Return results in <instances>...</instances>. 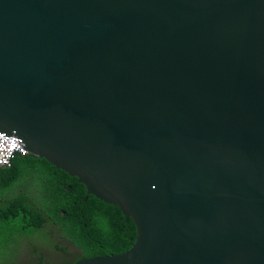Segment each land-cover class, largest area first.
Instances as JSON below:
<instances>
[{"label": "water", "instance_id": "water-1", "mask_svg": "<svg viewBox=\"0 0 264 264\" xmlns=\"http://www.w3.org/2000/svg\"><path fill=\"white\" fill-rule=\"evenodd\" d=\"M0 131L134 220L74 264H264V0H0Z\"/></svg>", "mask_w": 264, "mask_h": 264}, {"label": "trees", "instance_id": "trees-1", "mask_svg": "<svg viewBox=\"0 0 264 264\" xmlns=\"http://www.w3.org/2000/svg\"><path fill=\"white\" fill-rule=\"evenodd\" d=\"M27 173L35 188L23 192ZM26 227L32 231L50 227L51 235L68 238L87 257L124 252L137 237L136 224L120 205L89 194L78 177L31 154L16 156L10 167L0 166V238L3 228L11 232ZM43 254L32 264H56L47 263Z\"/></svg>", "mask_w": 264, "mask_h": 264}, {"label": "rangeland", "instance_id": "rangeland-1", "mask_svg": "<svg viewBox=\"0 0 264 264\" xmlns=\"http://www.w3.org/2000/svg\"><path fill=\"white\" fill-rule=\"evenodd\" d=\"M22 180L23 189L33 191L35 181L30 178L29 173L25 174ZM35 228V227H34ZM0 240V264H32L39 261L42 253L46 262L61 264L60 255L54 251L55 240L50 234V228L30 230L28 227L22 231L3 228Z\"/></svg>", "mask_w": 264, "mask_h": 264}, {"label": "built area", "instance_id": "built-area-1", "mask_svg": "<svg viewBox=\"0 0 264 264\" xmlns=\"http://www.w3.org/2000/svg\"><path fill=\"white\" fill-rule=\"evenodd\" d=\"M0 161L7 160V163H0L1 167H10L12 165V161L18 154H14L15 152L20 153V155H27L29 150L24 148V143L22 139L15 135L6 134L0 131ZM13 143L17 145V147H13Z\"/></svg>", "mask_w": 264, "mask_h": 264}, {"label": "clouds", "instance_id": "clouds-1", "mask_svg": "<svg viewBox=\"0 0 264 264\" xmlns=\"http://www.w3.org/2000/svg\"><path fill=\"white\" fill-rule=\"evenodd\" d=\"M2 139V138H0ZM23 141V140H22ZM24 143V142H23ZM13 147H17V145L15 143H13ZM31 154L30 150H29V153L27 155ZM32 155V154H31ZM17 156H20V155H17ZM21 156H25V155H21ZM16 157V156H15ZM0 163H7V160H3V161H0ZM13 163V161H12ZM12 166V165H11ZM132 218V217H131ZM134 221V220H133ZM135 223V222H134ZM137 227V226H136ZM50 228V227H49ZM51 230V229H50ZM137 235H138V231H137ZM53 236V239L55 240V244L53 246L54 248V251H57L60 255V259H61V262L64 263L68 260H78L80 258H78V256L76 255H71V256H66V248L65 247H62L59 245V238L58 236L60 235H52ZM137 238V237H136ZM136 241V240H135ZM135 243V242H134ZM74 245V244H73ZM75 246V245H74ZM133 246V245H132ZM131 246V247H132ZM76 247V246H75ZM76 248H79V247H76ZM130 249V248H129ZM127 251V250H126ZM125 252V251H124ZM120 253H123V252H120ZM110 254H119V253H107V254H103V255H97V256H104V255H110ZM92 257H96V256H92ZM88 258H91V257H88ZM84 259V258H82ZM81 260V259H80ZM79 261V260H78ZM76 263V262H75ZM74 264V262L72 263Z\"/></svg>", "mask_w": 264, "mask_h": 264}, {"label": "flooded vegetation", "instance_id": "flooded-vegetation-1", "mask_svg": "<svg viewBox=\"0 0 264 264\" xmlns=\"http://www.w3.org/2000/svg\"><path fill=\"white\" fill-rule=\"evenodd\" d=\"M58 238H59V245L66 248V251H65L66 256H71V255H76L78 257L81 256L80 259L92 257V256H88V257L84 256V251L82 249H80V247L76 248L73 245L72 241L69 240L68 238H66L64 236H58ZM101 246H103V245H101ZM95 256H97V255H95ZM80 259H78V260H80ZM78 260H75L74 263L77 262Z\"/></svg>", "mask_w": 264, "mask_h": 264}, {"label": "crops", "instance_id": "crops-1", "mask_svg": "<svg viewBox=\"0 0 264 264\" xmlns=\"http://www.w3.org/2000/svg\"><path fill=\"white\" fill-rule=\"evenodd\" d=\"M10 190H11V188H10ZM10 190L7 192L8 195L11 193Z\"/></svg>", "mask_w": 264, "mask_h": 264}]
</instances>
